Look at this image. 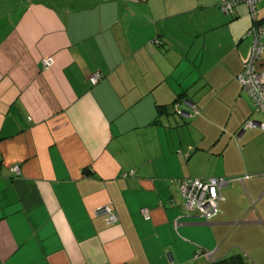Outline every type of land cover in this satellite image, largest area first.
<instances>
[{
    "label": "crops",
    "instance_id": "0c3cea01",
    "mask_svg": "<svg viewBox=\"0 0 264 264\" xmlns=\"http://www.w3.org/2000/svg\"><path fill=\"white\" fill-rule=\"evenodd\" d=\"M221 2H33L4 29L0 264H209L240 255L264 264V130L244 127L264 124V113L237 79L252 18L244 5L223 14ZM48 56L54 65L42 70ZM96 72L103 79L93 86ZM181 99L185 117L173 108ZM216 177L229 182L206 222L184 208L178 181ZM107 204L118 223L95 216Z\"/></svg>",
    "mask_w": 264,
    "mask_h": 264
},
{
    "label": "built area",
    "instance_id": "2783aa9c",
    "mask_svg": "<svg viewBox=\"0 0 264 264\" xmlns=\"http://www.w3.org/2000/svg\"><path fill=\"white\" fill-rule=\"evenodd\" d=\"M264 0H222L220 9L222 13L231 15L233 9L240 3L245 4L249 10L251 17L255 20L258 5ZM254 26L249 30L247 36L251 38V53L244 64L243 72L238 76L244 91L252 99L256 111L264 113V72L256 70V64L262 60L264 55V20L263 22H255ZM51 57L44 58L42 66L44 70H49L53 66ZM99 72L94 73L90 81L96 85L102 78ZM184 114V113H182ZM247 129L260 128L264 130L263 123L255 121L246 124ZM13 171L18 175L21 174L19 166H15ZM131 174H124L127 178ZM229 181L225 179L212 178L208 181L203 179H184L179 180L178 185L184 201V208L188 212L196 213L200 218L210 222L219 212V203L222 200L221 190ZM97 216L105 215L107 224L113 225L118 223L119 216L113 211L110 205H104L95 210ZM145 219H150V211L143 210Z\"/></svg>",
    "mask_w": 264,
    "mask_h": 264
},
{
    "label": "rangeland",
    "instance_id": "374dc122",
    "mask_svg": "<svg viewBox=\"0 0 264 264\" xmlns=\"http://www.w3.org/2000/svg\"><path fill=\"white\" fill-rule=\"evenodd\" d=\"M98 0H0V39L4 34V29L9 31L10 23H16L25 6L33 2H44L54 7H66L69 3H79V5H93ZM16 3H18L16 5ZM9 26V28H8Z\"/></svg>",
    "mask_w": 264,
    "mask_h": 264
},
{
    "label": "trees",
    "instance_id": "16d2710c",
    "mask_svg": "<svg viewBox=\"0 0 264 264\" xmlns=\"http://www.w3.org/2000/svg\"><path fill=\"white\" fill-rule=\"evenodd\" d=\"M264 2V1H263ZM263 2L262 3H260L259 5H258V8H257V12H256V16H255V20L252 18V25H251V27H250V29L254 26V21L255 22H263V20H259L258 19V17H257V14H258V9H259V7L261 6V4H263ZM18 3H16V5H17ZM240 5H244V6H246L245 4H242V3H240V4H238L237 6H240ZM221 6V5H220ZM237 6L233 9V12L232 13H234V11H235V9L237 8ZM246 8H247V6H246ZM248 9V8H247ZM248 12H249V10H248ZM224 14V13H223ZM250 14V13H249ZM226 15V14H225ZM232 15V14H231ZM251 16V15H250ZM249 29V30H250ZM249 32V31H248ZM250 38V37H249ZM154 43H160V41L158 40V39H156V40H154L153 41ZM264 56V55H263ZM49 57V56H48ZM44 58H47V57H44ZM43 58V59H44ZM52 58V57H51ZM43 59H42V61H43ZM53 59V58H52ZM263 59V58H262ZM42 61H41V64H42ZM53 62H54V59H53ZM259 63V62H258ZM258 63L256 64V70L258 71V72H262V71H259V69H258ZM53 65H54V63H53ZM52 68V67H51ZM50 68V69H51ZM49 69V70H50ZM42 70H44L43 69V66H42ZM243 70H244V66H243V69H242V71L240 72V74L243 72ZM99 73H101V72H99ZM102 74V73H101ZM239 74V75H240ZM103 75V74H102ZM238 75V76H239ZM238 76H237V79H238ZM91 78V77H90ZM103 79V76H102V78L99 80V82L101 81ZM239 81V80H238ZM91 82V81H90ZM98 82V83H99ZM97 83V84H98ZM239 83H240V81H239ZM91 84H92V82H91ZM96 84V85H97ZM93 86H95L94 84H92ZM240 85H241V83H240ZM241 87H242V85H241ZM242 90L244 91V89H243V87H242ZM244 93L247 95V93L244 91ZM248 96V95H247ZM249 97V96H248ZM250 98V97H249ZM251 99V98H250ZM251 101H252V99H251ZM252 103H253V101H252ZM185 104H187L186 103V100H178V101H176L174 104H173V108H174V111H175V113H177V114H179V115H181L182 114V110H181V108L182 107H184L185 106ZM253 105H254V103H253ZM254 111H255V113H258L257 111H256V107H255V105H254ZM197 112H198V110H197ZM183 116H184V114H182ZM185 117V116H184ZM251 121H253V120H251V119H248V120H246L245 121V129L246 130H248L247 128H246V124L248 123V122H251ZM252 129H260V128H252ZM260 130H262V129H260ZM15 166H19V165H14V166H12L11 167V171H12V173H14L16 176H20V175H18L16 172H14L13 171V168L15 167ZM19 168H20V170H21V167L19 166ZM123 177H124V175H123ZM217 179H225V180H227L226 178H224V177H216ZM191 179H197V178H191ZM209 179H212V178H209ZM209 179H207V180H205V181H208ZM182 180H184V179H182ZM230 180H239V179H237V178H235V179H230ZM228 181V180H227ZM180 188V187H179ZM180 193H181V190H180ZM182 196V195H181ZM182 199H183V197H182ZM107 205H110V204H107ZM102 206H104V205H102ZM111 206V205H110ZM183 206H184V201H183ZM99 207H101V206H99ZM99 207H97V208H99ZM96 208V209H97ZM95 209V210H96ZM95 210H94V214H95ZM220 213V203H219V212H218V214ZM217 214V215H218ZM95 216H97L96 214H95ZM199 217V216H198ZM216 217V216H215ZM214 217V218H215ZM200 218V217H199ZM202 219V218H201ZM106 220H107V217H106ZM204 220V219H203ZM205 221V220H204ZM207 222V221H206ZM211 222V221H210ZM107 223V222H106ZM108 225V224H107ZM209 264H250L248 261H247V259L243 256V255H240V256H232V257H229V258H225V259H221V260H217V261H214V262H212V263H209Z\"/></svg>",
    "mask_w": 264,
    "mask_h": 264
},
{
    "label": "water",
    "instance_id": "95a60500",
    "mask_svg": "<svg viewBox=\"0 0 264 264\" xmlns=\"http://www.w3.org/2000/svg\"><path fill=\"white\" fill-rule=\"evenodd\" d=\"M130 1H132L134 3H145V2H147L149 0H130Z\"/></svg>",
    "mask_w": 264,
    "mask_h": 264
}]
</instances>
